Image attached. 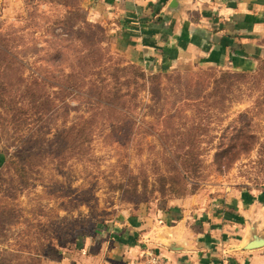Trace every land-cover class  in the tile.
<instances>
[{
    "label": "rangeland",
    "instance_id": "374dc122",
    "mask_svg": "<svg viewBox=\"0 0 264 264\" xmlns=\"http://www.w3.org/2000/svg\"><path fill=\"white\" fill-rule=\"evenodd\" d=\"M110 47L80 0H0V87L35 83L53 102L15 133L0 107V264H49L121 212L170 200L242 192L264 206V76L221 63L150 73ZM113 89L130 110L105 97ZM105 106L120 112L93 114ZM81 127L91 130L82 149ZM191 133L202 135L189 177L177 154ZM243 134L246 146L234 142ZM180 176L183 190L173 185Z\"/></svg>",
    "mask_w": 264,
    "mask_h": 264
},
{
    "label": "crops",
    "instance_id": "0c3cea01",
    "mask_svg": "<svg viewBox=\"0 0 264 264\" xmlns=\"http://www.w3.org/2000/svg\"><path fill=\"white\" fill-rule=\"evenodd\" d=\"M80 1L89 20L105 27L110 48L150 73L197 63L251 72L263 53L264 0H184L176 15L165 11L170 0ZM250 219L264 225V206L249 193L170 200L123 211L47 261L140 264L151 251L165 264H264V248L229 250L244 243ZM167 240L185 250H166Z\"/></svg>",
    "mask_w": 264,
    "mask_h": 264
},
{
    "label": "trees",
    "instance_id": "16d2710c",
    "mask_svg": "<svg viewBox=\"0 0 264 264\" xmlns=\"http://www.w3.org/2000/svg\"><path fill=\"white\" fill-rule=\"evenodd\" d=\"M101 42L99 41H92L90 43V48L92 49L91 54L89 55V58L93 61L94 65H98V58L101 54L100 49ZM262 46H263V53L262 56L258 59L255 72H259L261 77L264 76V41L262 40ZM125 70V69H124ZM234 74L239 75H249V73L244 72H235ZM71 77V76H70ZM112 77H114V74H112ZM157 76H155L153 79H156ZM3 79V78H1ZM71 86V85H70ZM230 86L229 83L226 82V79L222 78L221 81H219V87H216L219 89V95L222 98H219V101L222 102L224 100V95L228 91V87ZM96 89H90V91H94V94L96 93L99 97H104V92H96ZM63 92H59L58 94L61 95L59 99L63 97ZM109 96L111 98V101L114 103H121L120 107L121 109H127L130 110L131 108L126 105L124 102H119L120 99H123L127 94L122 95L120 94L119 89H113L106 92V96ZM168 96H166L167 98ZM52 97L50 93L45 92L44 90H41L35 83H30L29 85H20L16 87H11V85H5L4 87H0V107L4 113L3 122L5 124H9L11 126V131L14 133L18 131L25 123L27 119L26 116L33 117V118H39L42 115L46 114L51 108H52ZM106 109V111H105ZM120 111L117 108H111V107H103L100 109V107L96 108V111L93 113L94 115H108V114H117ZM170 116H167V118L164 121L165 128L169 127L170 124ZM91 124L92 121H89ZM192 129L195 130H201L203 131L204 125L202 126H195ZM74 132L75 130L72 129ZM91 133V130L89 127H81L78 130H76L75 134L76 140L80 143V147L82 149L83 145L87 142L86 140L89 137V134ZM202 135V134H200ZM200 135H197L196 133L187 134L183 137L181 144L185 147V149L181 150L180 154H177V158L179 159V163L181 165L182 170L185 172L187 176L193 175L197 172L198 169V158L200 157L201 152L199 149H197L196 144L198 141H200L199 137ZM249 137L246 135H237L234 138L235 143H239L241 146H246L247 141ZM236 145V144H235ZM227 153H221L219 155V161H221L223 158H227ZM179 176V175H178ZM190 177V176H189ZM180 180L176 179L173 181V185L181 190H183V180L185 181L184 177H179ZM90 234H87V236H90Z\"/></svg>",
    "mask_w": 264,
    "mask_h": 264
},
{
    "label": "water",
    "instance_id": "95a60500",
    "mask_svg": "<svg viewBox=\"0 0 264 264\" xmlns=\"http://www.w3.org/2000/svg\"><path fill=\"white\" fill-rule=\"evenodd\" d=\"M184 0H170L166 6L165 11L169 14L176 15L182 9V2ZM247 230L244 236V243L239 246H232L230 251L245 252L255 251L264 248V225L261 221L256 219H250L246 222ZM164 248L168 251L178 252L185 250L177 240H167L164 244Z\"/></svg>",
    "mask_w": 264,
    "mask_h": 264
},
{
    "label": "built area",
    "instance_id": "2783aa9c",
    "mask_svg": "<svg viewBox=\"0 0 264 264\" xmlns=\"http://www.w3.org/2000/svg\"><path fill=\"white\" fill-rule=\"evenodd\" d=\"M140 264H165V259L160 254L149 251L146 252L145 258Z\"/></svg>",
    "mask_w": 264,
    "mask_h": 264
}]
</instances>
